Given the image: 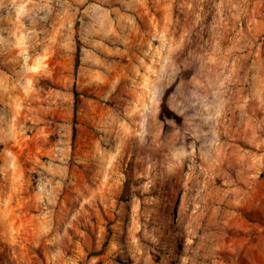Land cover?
<instances>
[{"label": "rangeland", "instance_id": "374dc122", "mask_svg": "<svg viewBox=\"0 0 264 264\" xmlns=\"http://www.w3.org/2000/svg\"><path fill=\"white\" fill-rule=\"evenodd\" d=\"M0 264H264V0H0Z\"/></svg>", "mask_w": 264, "mask_h": 264}, {"label": "trees", "instance_id": "16d2710c", "mask_svg": "<svg viewBox=\"0 0 264 264\" xmlns=\"http://www.w3.org/2000/svg\"><path fill=\"white\" fill-rule=\"evenodd\" d=\"M162 106H163V109H165V110H166L165 112H167V114H170V115L174 116V115H173V113H171V112L167 111V109H166V106H165V104H164V103L162 104ZM163 112H164V111H163Z\"/></svg>", "mask_w": 264, "mask_h": 264}]
</instances>
